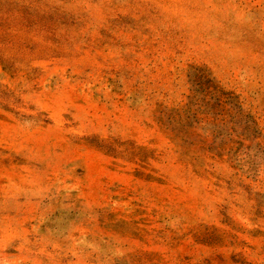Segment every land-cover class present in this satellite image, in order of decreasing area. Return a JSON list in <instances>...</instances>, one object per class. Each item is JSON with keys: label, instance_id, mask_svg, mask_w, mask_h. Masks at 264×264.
<instances>
[{"label": "rangeland", "instance_id": "1", "mask_svg": "<svg viewBox=\"0 0 264 264\" xmlns=\"http://www.w3.org/2000/svg\"><path fill=\"white\" fill-rule=\"evenodd\" d=\"M0 264H264V0H0Z\"/></svg>", "mask_w": 264, "mask_h": 264}]
</instances>
